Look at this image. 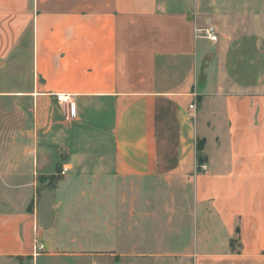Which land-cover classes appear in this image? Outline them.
<instances>
[{
  "label": "crops",
  "instance_id": "obj_1",
  "mask_svg": "<svg viewBox=\"0 0 264 264\" xmlns=\"http://www.w3.org/2000/svg\"><path fill=\"white\" fill-rule=\"evenodd\" d=\"M262 12L0 0V258L264 264Z\"/></svg>",
  "mask_w": 264,
  "mask_h": 264
},
{
  "label": "rangeland",
  "instance_id": "obj_2",
  "mask_svg": "<svg viewBox=\"0 0 264 264\" xmlns=\"http://www.w3.org/2000/svg\"><path fill=\"white\" fill-rule=\"evenodd\" d=\"M248 1H254V0H248ZM256 6L255 2L253 3V7ZM250 11H252V9H249ZM255 11H259L258 7H254ZM263 13V12H262ZM264 14V13H263ZM30 57L29 56H25L24 60H22L20 62V68H26L28 69L29 67V63H28V59ZM27 59V60H26ZM248 63L244 62V66L247 67ZM254 71L257 70V68H253ZM201 101V99H200ZM13 191V192H12ZM12 191H8V196L10 198H16V199H20L21 202H23L26 199V196L28 195L25 191L22 190H12ZM36 198H38V195L36 194ZM37 200V199H36ZM21 204H18L16 206H20ZM22 206V205H21ZM9 207L0 204V210H5L8 209ZM0 264H32L31 260L28 259H10V258H0Z\"/></svg>",
  "mask_w": 264,
  "mask_h": 264
},
{
  "label": "built area",
  "instance_id": "obj_3",
  "mask_svg": "<svg viewBox=\"0 0 264 264\" xmlns=\"http://www.w3.org/2000/svg\"><path fill=\"white\" fill-rule=\"evenodd\" d=\"M204 32H205V37L209 41H211V42H217L218 41L219 33H218L217 29L214 26H208V27H206V29L204 30ZM57 100H58V102L60 104H63L65 102H67L66 96H64L62 94H60V95L57 96ZM190 110L192 112H195V110H196V104L195 103H193V104L190 105ZM70 113H71V115L74 116L76 114V110L73 109V108H71ZM64 171H67V170L64 169ZM39 249H42V245H39Z\"/></svg>",
  "mask_w": 264,
  "mask_h": 264
},
{
  "label": "trees",
  "instance_id": "obj_4",
  "mask_svg": "<svg viewBox=\"0 0 264 264\" xmlns=\"http://www.w3.org/2000/svg\"><path fill=\"white\" fill-rule=\"evenodd\" d=\"M200 159H202V160H203V158H202V157H200Z\"/></svg>",
  "mask_w": 264,
  "mask_h": 264
}]
</instances>
